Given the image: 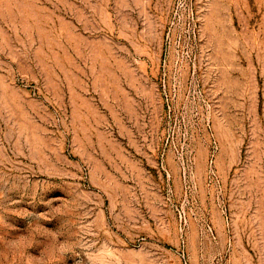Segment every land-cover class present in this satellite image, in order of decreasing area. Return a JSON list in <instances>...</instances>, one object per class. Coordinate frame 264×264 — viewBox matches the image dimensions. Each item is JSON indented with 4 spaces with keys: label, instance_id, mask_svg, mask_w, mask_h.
Segmentation results:
<instances>
[{
    "label": "rangeland",
    "instance_id": "obj_1",
    "mask_svg": "<svg viewBox=\"0 0 264 264\" xmlns=\"http://www.w3.org/2000/svg\"><path fill=\"white\" fill-rule=\"evenodd\" d=\"M0 264H264V0H0Z\"/></svg>",
    "mask_w": 264,
    "mask_h": 264
}]
</instances>
